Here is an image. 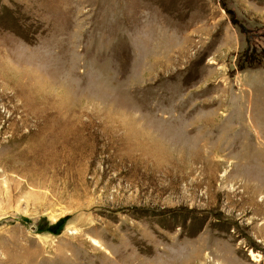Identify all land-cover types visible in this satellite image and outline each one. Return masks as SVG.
I'll return each mask as SVG.
<instances>
[{
	"label": "rangeland",
	"instance_id": "rangeland-1",
	"mask_svg": "<svg viewBox=\"0 0 264 264\" xmlns=\"http://www.w3.org/2000/svg\"><path fill=\"white\" fill-rule=\"evenodd\" d=\"M0 264H264V0H0Z\"/></svg>",
	"mask_w": 264,
	"mask_h": 264
},
{
	"label": "bare ground",
	"instance_id": "bare-ground-1",
	"mask_svg": "<svg viewBox=\"0 0 264 264\" xmlns=\"http://www.w3.org/2000/svg\"><path fill=\"white\" fill-rule=\"evenodd\" d=\"M252 256H257L258 254H254L253 252H251ZM255 259H258L257 257Z\"/></svg>",
	"mask_w": 264,
	"mask_h": 264
}]
</instances>
